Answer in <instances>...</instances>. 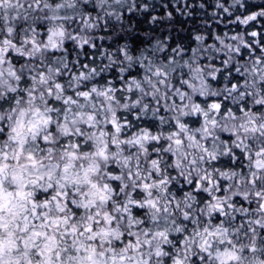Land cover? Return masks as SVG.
<instances>
[{"label": "snow or ice", "instance_id": "6c2138e0", "mask_svg": "<svg viewBox=\"0 0 264 264\" xmlns=\"http://www.w3.org/2000/svg\"><path fill=\"white\" fill-rule=\"evenodd\" d=\"M150 7L0 0V264H264V36L133 47Z\"/></svg>", "mask_w": 264, "mask_h": 264}, {"label": "trees", "instance_id": "16d2710c", "mask_svg": "<svg viewBox=\"0 0 264 264\" xmlns=\"http://www.w3.org/2000/svg\"><path fill=\"white\" fill-rule=\"evenodd\" d=\"M151 7L146 13L127 14L124 13V28L129 29L125 39L133 47H144L153 43L154 40L166 41L172 47L177 43L188 46L195 44L192 37L196 34H201L205 37V44L217 43L214 40L216 35L224 37L225 33L228 36L242 34L245 40H251L247 35L252 30L261 32L264 36V18L260 19V24L255 22L252 25H240L232 23L237 15H247L251 12L258 11L264 6V0H242L246 6V11L241 9L239 5L230 7V13H224L222 9L215 7L216 0H144ZM225 7L230 6L233 0H220ZM190 5V7H186ZM200 5H203L201 7ZM167 12L172 13V18H167ZM213 13H216L213 15ZM163 17L155 23L150 22L152 16ZM216 22V23H213ZM120 31L117 24L112 33L100 32L97 35L105 36L103 41L97 40V43L108 45L112 41L107 39L109 34H115ZM156 36L158 39H154ZM226 42H230L227 41ZM235 43V42H232ZM87 50V49H86ZM245 54H246V50ZM258 51V50H257Z\"/></svg>", "mask_w": 264, "mask_h": 264}, {"label": "rangeland", "instance_id": "374dc122", "mask_svg": "<svg viewBox=\"0 0 264 264\" xmlns=\"http://www.w3.org/2000/svg\"><path fill=\"white\" fill-rule=\"evenodd\" d=\"M213 23H216V22H213ZM153 37H154V39H158V38H156V36H153ZM156 41H157V40H154L153 43L156 42Z\"/></svg>", "mask_w": 264, "mask_h": 264}, {"label": "flooded vegetation", "instance_id": "af4514ba", "mask_svg": "<svg viewBox=\"0 0 264 264\" xmlns=\"http://www.w3.org/2000/svg\"><path fill=\"white\" fill-rule=\"evenodd\" d=\"M125 14H127V13H125Z\"/></svg>", "mask_w": 264, "mask_h": 264}]
</instances>
